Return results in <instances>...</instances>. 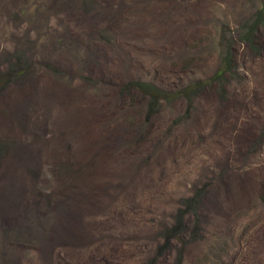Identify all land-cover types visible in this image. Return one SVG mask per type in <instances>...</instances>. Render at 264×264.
I'll use <instances>...</instances> for the list:
<instances>
[{"label":"rangeland","instance_id":"obj_1","mask_svg":"<svg viewBox=\"0 0 264 264\" xmlns=\"http://www.w3.org/2000/svg\"><path fill=\"white\" fill-rule=\"evenodd\" d=\"M0 264H264V0H0Z\"/></svg>","mask_w":264,"mask_h":264},{"label":"trees","instance_id":"obj_2","mask_svg":"<svg viewBox=\"0 0 264 264\" xmlns=\"http://www.w3.org/2000/svg\"><path fill=\"white\" fill-rule=\"evenodd\" d=\"M144 89H145V91L146 92H150V93H152V94H158L159 96H162V95H164L163 93H160L159 91L157 92V90L156 89H152V90H148V89H146V87H144ZM192 90H189L188 92H191Z\"/></svg>","mask_w":264,"mask_h":264}]
</instances>
